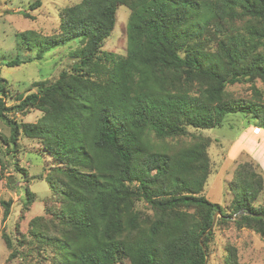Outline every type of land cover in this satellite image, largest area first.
I'll list each match as a JSON object with an SVG mask.
<instances>
[{
    "label": "trees",
    "instance_id": "obj_1",
    "mask_svg": "<svg viewBox=\"0 0 264 264\" xmlns=\"http://www.w3.org/2000/svg\"><path fill=\"white\" fill-rule=\"evenodd\" d=\"M120 5L129 10L123 55L102 49ZM36 36L17 33L18 49L78 45L70 68L11 106L0 69L5 154L16 157L23 135L38 139L52 161L44 179L51 217L31 221L28 251L49 264H204L216 224L231 219L264 237L261 166L250 156L238 161L226 181L229 203L209 201L201 193L212 172L211 138L200 131L235 112L264 129L256 86L264 84V0H80L62 8L54 33ZM32 59L17 53L3 64ZM235 83H249L253 95L233 96L227 87ZM29 110L41 112L36 121L9 117ZM23 190L28 208L33 193ZM0 206L8 218L11 201ZM2 236L10 258L17 256L11 237ZM225 250V264H239L236 247Z\"/></svg>",
    "mask_w": 264,
    "mask_h": 264
},
{
    "label": "rangeland",
    "instance_id": "obj_2",
    "mask_svg": "<svg viewBox=\"0 0 264 264\" xmlns=\"http://www.w3.org/2000/svg\"><path fill=\"white\" fill-rule=\"evenodd\" d=\"M36 1H39V5L31 7V4ZM79 1L0 0V69L1 76L5 78L8 85V92L4 98L6 106L16 103L20 99V95H25L30 90L35 91L38 82L54 81L61 70L70 68L76 61L71 52L78 45L77 41L54 45L33 44L31 49L23 52L18 49L20 41L16 38V34L32 30L40 35V37L36 36L38 40L44 39L42 37L57 30L62 8ZM24 12H27L29 16H24ZM128 15L127 7L118 6L115 26L102 47L104 51L123 55ZM17 53L30 54L33 59L12 67L3 64L14 58ZM38 54L39 57H36ZM256 86H259L264 94V84L257 80ZM227 90L236 97H251L253 95V88L249 83H235L229 85ZM40 115L41 112L38 110H29L24 115L9 113V117L18 122H34ZM254 124L253 119L249 118L246 113L235 112L226 114L221 126L200 129L202 134L211 138L208 152L212 161V172L201 193L209 201L221 205H227L230 201L226 190V181L228 176L233 175V172L231 169H227L229 160L223 161L222 157L224 158V155L234 145L233 141L238 138L233 151L242 148H238L237 145L238 142L242 143L241 133H244L243 137L246 142L254 146V150L244 146L238 161L246 159L250 154L248 151L252 152L251 158L260 161V155L264 153V135H262L264 129L261 128L262 133L256 135ZM249 126H253V128H248ZM0 134L9 136L8 128L1 121ZM17 142V149L14 153L16 157L13 156L14 158L11 156L12 153L5 154L9 147L5 149V145L0 142V156L4 161V175L0 179V200L11 201V212L8 218L1 217L2 208L0 206V264H49L50 259L47 256L43 259L36 254L35 250L28 251L26 246L31 242L29 232L31 221L37 219L36 224H39L41 219L37 216H42L43 221L51 217L45 211L46 205L48 206L50 203L51 192L44 179L49 167L52 166V161L45 160L48 158L44 154L42 155L43 148L38 139L20 135ZM12 159L17 161L16 165ZM17 167L25 170L27 174ZM262 170L264 172L263 168ZM227 172L228 176H226ZM25 188L33 193V201L28 208L24 207L26 191L23 189ZM3 232L11 237L15 248L18 249L17 256L10 258L11 250L5 244ZM229 244L236 247L239 264H264V237L252 229L237 228L231 219L223 224H216L214 238L209 244L206 263L225 264V247ZM122 264L127 263L122 262Z\"/></svg>",
    "mask_w": 264,
    "mask_h": 264
},
{
    "label": "crops",
    "instance_id": "obj_3",
    "mask_svg": "<svg viewBox=\"0 0 264 264\" xmlns=\"http://www.w3.org/2000/svg\"><path fill=\"white\" fill-rule=\"evenodd\" d=\"M248 128H253V126H252V127L249 126ZM262 131H263V130L260 128L258 132H256V131L254 130V133H255L256 135H257V134L259 135L260 133H262ZM243 134H244V133H241V134H240V137L243 138V139H242V143H241V142H238V143H237L238 148H241V147H242V148H241L240 150L233 151L236 142L239 140V138H238L237 140H234V141H233L234 145L231 147L230 150H228V153H226V154L224 155V158L222 157L223 161H225V160H229V164H228V168H227V169H231L232 172H233V169L235 168V167H234L235 164H237V162H238V158H239L240 154H241L242 151H243V147H244V146H247V147L250 148L251 150H254V146H251V144H249V142H246L245 138L243 137ZM256 143H257V142H256ZM246 150H247V149H246ZM247 151H248V150H247ZM248 152L252 155V152H250V151H248ZM249 153H247V154H249ZM250 154H249V156L252 157ZM253 159L256 160L257 162H259L260 166L264 169V153H262V154L260 155V161L257 160V159H255V158H253ZM228 175H229V173L227 172V173H226V176H228ZM231 178H232V176H228L227 180H230Z\"/></svg>",
    "mask_w": 264,
    "mask_h": 264
},
{
    "label": "water",
    "instance_id": "obj_4",
    "mask_svg": "<svg viewBox=\"0 0 264 264\" xmlns=\"http://www.w3.org/2000/svg\"><path fill=\"white\" fill-rule=\"evenodd\" d=\"M240 212L242 213V211H240ZM219 215H220V212H219V211H216V212L214 213L212 226L214 225V223H215V221H216V218H217V216H219ZM212 226H211V227H212ZM206 261H207V256L205 257L204 264H206Z\"/></svg>",
    "mask_w": 264,
    "mask_h": 264
},
{
    "label": "built area",
    "instance_id": "obj_5",
    "mask_svg": "<svg viewBox=\"0 0 264 264\" xmlns=\"http://www.w3.org/2000/svg\"><path fill=\"white\" fill-rule=\"evenodd\" d=\"M259 129H260L259 127H255V128H254V130H255L256 132H258Z\"/></svg>",
    "mask_w": 264,
    "mask_h": 264
}]
</instances>
